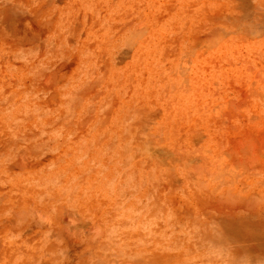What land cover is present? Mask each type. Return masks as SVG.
I'll use <instances>...</instances> for the list:
<instances>
[{"label": "rangeland", "instance_id": "374dc122", "mask_svg": "<svg viewBox=\"0 0 264 264\" xmlns=\"http://www.w3.org/2000/svg\"><path fill=\"white\" fill-rule=\"evenodd\" d=\"M0 264H264V0H0Z\"/></svg>", "mask_w": 264, "mask_h": 264}]
</instances>
